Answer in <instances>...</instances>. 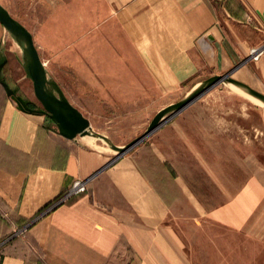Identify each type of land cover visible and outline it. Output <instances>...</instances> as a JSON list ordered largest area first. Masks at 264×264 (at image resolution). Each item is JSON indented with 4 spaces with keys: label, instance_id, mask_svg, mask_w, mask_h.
I'll return each instance as SVG.
<instances>
[{
    "label": "rangeland",
    "instance_id": "rangeland-1",
    "mask_svg": "<svg viewBox=\"0 0 264 264\" xmlns=\"http://www.w3.org/2000/svg\"><path fill=\"white\" fill-rule=\"evenodd\" d=\"M104 2L0 0L31 32L48 76L88 118L93 132L124 145L146 130L158 110L228 69L220 66L185 80L151 77L141 56L147 46L139 54L124 28L134 27L135 39L146 38V30L163 28V0H156L151 10L147 8L154 1L141 0L135 5L137 15L129 8L122 13L125 6L116 7L117 0H106L108 6ZM102 6L109 13L101 14ZM142 11L146 14L139 17ZM181 18L186 20L173 15L172 23H181ZM5 30L0 24V50L7 57L2 71L16 68L15 80L7 82L21 87L26 97L20 95L34 102L30 106H40L17 59L22 60V50ZM234 86H212L113 163L140 173L163 198L172 228L188 248L189 264H264V103ZM3 95V101L16 105ZM42 119L45 132L52 135L51 121L46 115ZM85 137L78 140L106 162L117 155L100 138ZM88 137L94 142L86 141ZM86 186L77 190L86 191ZM128 259L124 255L120 263Z\"/></svg>",
    "mask_w": 264,
    "mask_h": 264
},
{
    "label": "crops",
    "instance_id": "crops-1",
    "mask_svg": "<svg viewBox=\"0 0 264 264\" xmlns=\"http://www.w3.org/2000/svg\"><path fill=\"white\" fill-rule=\"evenodd\" d=\"M140 1L117 0L116 7L137 15ZM153 1L148 10L155 9ZM107 6L101 14L109 13ZM162 13L158 35L146 30L147 39H135L134 27L124 28L139 54L147 46L141 56L151 77L185 80L226 66L264 94V0H163ZM173 15L186 20L173 24ZM15 71L3 70L10 84ZM3 91L0 85L2 101ZM43 116L8 99L1 104L0 264H119L124 255L129 259L120 264H189L165 201L134 169L114 160L86 181V191L69 193L107 162L82 145L81 136L45 132Z\"/></svg>",
    "mask_w": 264,
    "mask_h": 264
},
{
    "label": "water",
    "instance_id": "water-1",
    "mask_svg": "<svg viewBox=\"0 0 264 264\" xmlns=\"http://www.w3.org/2000/svg\"><path fill=\"white\" fill-rule=\"evenodd\" d=\"M0 24H2L15 38L22 41V60L19 59V62L24 70L25 77L32 81L34 95L40 103V106H30V104H34V102L31 99L23 98L18 93L19 88L17 86H10L8 84L2 71L7 57L0 50V85L3 87L7 96L13 98L18 109L31 114L46 115L51 121L49 128L66 138L75 139L76 135L92 134L106 142L108 146L117 152L114 158L85 179V182L116 160L119 156L129 151L132 147L154 132L162 123L183 110L202 93L216 84L231 83L264 103V94L245 82L233 78L231 76L232 70L225 74H214L204 79L182 99L158 110L141 135L124 145H117L109 141L102 134L93 132L88 118L68 100L58 83L47 75V71L34 45L31 32L19 20L14 18L9 13L8 9L1 3ZM25 227L27 226H24V228Z\"/></svg>",
    "mask_w": 264,
    "mask_h": 264
},
{
    "label": "bare ground",
    "instance_id": "bare-ground-1",
    "mask_svg": "<svg viewBox=\"0 0 264 264\" xmlns=\"http://www.w3.org/2000/svg\"><path fill=\"white\" fill-rule=\"evenodd\" d=\"M5 31H7V33H10L8 30H5ZM11 34V33H10ZM12 35V34H11ZM12 37H13V39L15 40V42L19 45V47L21 48V45H22V41L20 40V39H17V38H15L13 35H12ZM21 50H22V48H21ZM43 65H44V63H43ZM47 71V70H46ZM48 75V74H47ZM235 87H237V86H235ZM239 87H237L236 89L237 90H240V89H238ZM243 90V89H242ZM241 91V90H240ZM246 96H248V97H250V98H253V99H255L256 97H254V96H251V95H249V94H247L245 91H242ZM86 135H88V134H86ZM86 135H76V137L75 138H77V136H81V137H85ZM87 137V136H86ZM85 137V138H86ZM86 141H88V142H91V141H93V139L92 138H90V137H88L87 139H86ZM94 142V141H93ZM56 203V202H55Z\"/></svg>",
    "mask_w": 264,
    "mask_h": 264
},
{
    "label": "built area",
    "instance_id": "built-area-1",
    "mask_svg": "<svg viewBox=\"0 0 264 264\" xmlns=\"http://www.w3.org/2000/svg\"><path fill=\"white\" fill-rule=\"evenodd\" d=\"M76 183H77V182H76ZM84 183H85V181L82 180V182L80 183V186H79V187H74L69 193L74 192L75 190L79 189ZM75 185H76V184H75ZM81 188H83V187H81ZM69 193H68V194H69Z\"/></svg>",
    "mask_w": 264,
    "mask_h": 264
}]
</instances>
